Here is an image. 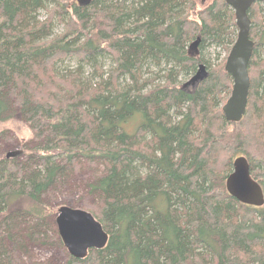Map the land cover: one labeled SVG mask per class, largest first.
Returning a JSON list of instances; mask_svg holds the SVG:
<instances>
[{"label":"trees","instance_id":"1","mask_svg":"<svg viewBox=\"0 0 264 264\" xmlns=\"http://www.w3.org/2000/svg\"><path fill=\"white\" fill-rule=\"evenodd\" d=\"M248 14L249 98L230 122L225 64L238 26L225 0H0V139L17 117L29 132L20 155H0V262L11 243L63 246L58 210L42 198L79 166L101 164L99 204L66 205L93 213L108 243L85 258L66 251L65 264H264V205L226 187L244 155L264 189V4ZM55 20H67L63 33ZM212 44L226 51L221 61L205 55ZM67 59L76 67L60 71ZM200 63L209 76L187 90L179 78ZM151 68L154 80L144 78Z\"/></svg>","mask_w":264,"mask_h":264},{"label":"water","instance_id":"2","mask_svg":"<svg viewBox=\"0 0 264 264\" xmlns=\"http://www.w3.org/2000/svg\"><path fill=\"white\" fill-rule=\"evenodd\" d=\"M80 6H88L93 0H76ZM234 10L238 35L226 59L225 69L231 75L233 87L231 94L222 109L225 118L230 122H240L246 113L250 74L249 62L254 50V41L250 38L251 19L248 11L256 1L264 0H225ZM200 37L193 41L191 49H197ZM209 76L204 63H200L197 72L184 86H196ZM19 150L9 151L7 157H15ZM226 187L228 192L238 201L253 205H264V189L252 176L250 164L244 155L235 158L233 170L229 174ZM56 226L60 238L69 254L76 258H85L90 249H102L109 240V234L104 230L102 223L90 211L78 207L62 205L56 217Z\"/></svg>","mask_w":264,"mask_h":264},{"label":"rangeland","instance_id":"3","mask_svg":"<svg viewBox=\"0 0 264 264\" xmlns=\"http://www.w3.org/2000/svg\"><path fill=\"white\" fill-rule=\"evenodd\" d=\"M198 7L207 6L212 0H195ZM52 5L47 7L46 9H43L39 12V18L45 19L50 15V12L48 9H50ZM195 16V13H193ZM65 22V23H64ZM67 20L61 22L59 20L54 21V33H63L65 31V24ZM232 47V46H231ZM198 48V47H197ZM209 49V50H208ZM204 52L205 55L208 58H212L213 62H216V59L218 61H221V59L225 56L226 51L221 46H215L211 45ZM193 52L198 53V49H194ZM200 53V52H199ZM105 60V59H104ZM101 59L100 62L107 61V59L104 61ZM65 62V63H64ZM62 64L59 63L58 69L60 71H66L67 66L70 65L73 67H76L77 60L76 59H67ZM106 62L105 64H108ZM72 64V65H71ZM104 65V64H103ZM147 68V66H146ZM85 74L84 79H93L95 78L97 74V70L94 68H87L85 67ZM156 70V69H155ZM154 68H151V72L145 73L144 78H152L154 80ZM146 72L147 69H146ZM95 73V74H92ZM163 73H161L162 75ZM99 78H96L97 81ZM161 79V78H160ZM180 81H182V85L187 81L185 78L180 76ZM162 82L161 80L157 79L155 80V83ZM194 88V85H189L186 87L187 90H191ZM11 126L13 129L4 136L5 138L0 139V155L3 153L9 152V151H16L20 150V154L23 151V147L21 146L20 138L25 139V137H28L29 132L22 130L23 123L20 121V118L17 117V119L11 123ZM19 154V155H20ZM22 159V158H20ZM103 172V166L101 164L96 165H88L84 164L79 166L77 169H75L73 172L70 173V175L63 179L59 180V187H57L55 190L52 189V193L48 196H43L42 200L49 204L53 209L58 210V208L62 205L68 204H78L82 208H92L99 204L101 200V194L98 190L92 189V184H94L95 179ZM69 206V205H68ZM54 219H56V216L54 215ZM53 222V221H52ZM52 222L49 221V224L47 226V231L50 234L49 227L52 228ZM56 225V220H55ZM54 240V239H52ZM10 244V243H9ZM12 247H10L11 252L9 251V255L5 257V255L2 254L4 257V261H1L0 264H65L66 263V257L65 252L68 251L67 248L61 244H58L52 241L45 242L42 244H36L35 246H28V243H25V247L21 248L18 247L19 245L11 243ZM31 247V248H30ZM30 248V249H28Z\"/></svg>","mask_w":264,"mask_h":264},{"label":"bare ground","instance_id":"4","mask_svg":"<svg viewBox=\"0 0 264 264\" xmlns=\"http://www.w3.org/2000/svg\"><path fill=\"white\" fill-rule=\"evenodd\" d=\"M209 50V49H208ZM242 148V147H241ZM191 172V171H190ZM229 251V250H228Z\"/></svg>","mask_w":264,"mask_h":264},{"label":"flooded vegetation","instance_id":"5","mask_svg":"<svg viewBox=\"0 0 264 264\" xmlns=\"http://www.w3.org/2000/svg\"><path fill=\"white\" fill-rule=\"evenodd\" d=\"M195 87V86H194Z\"/></svg>","mask_w":264,"mask_h":264}]
</instances>
